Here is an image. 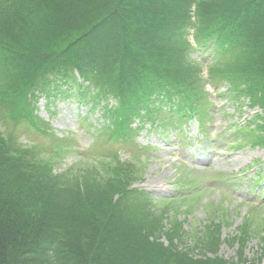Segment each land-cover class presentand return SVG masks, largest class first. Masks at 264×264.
Listing matches in <instances>:
<instances>
[{"label": "trees", "instance_id": "obj_1", "mask_svg": "<svg viewBox=\"0 0 264 264\" xmlns=\"http://www.w3.org/2000/svg\"><path fill=\"white\" fill-rule=\"evenodd\" d=\"M0 1V83L7 80L0 110L32 117L33 92L68 96L62 89L78 85L77 72L85 82L101 77L97 101L112 96L120 104L105 114L115 137L132 132L133 109L152 114L161 98L162 106L177 99L188 110L178 113H194L205 91L181 44L193 30L197 44L213 51L209 78L219 71L235 104L249 100L264 112V0H65L60 10L49 0ZM100 38L105 43L91 57L87 44ZM262 123L256 115L255 129L246 128L247 138L257 132L256 146L264 145ZM11 147L0 132V264H257L242 260L244 246L237 262L219 258L222 234L214 226L192 240L211 256L180 246L183 222L164 226L178 209L162 211L131 188L141 167L108 163V173L72 179L33 158L26 163L21 154L29 153Z\"/></svg>", "mask_w": 264, "mask_h": 264}, {"label": "rangeland", "instance_id": "obj_2", "mask_svg": "<svg viewBox=\"0 0 264 264\" xmlns=\"http://www.w3.org/2000/svg\"><path fill=\"white\" fill-rule=\"evenodd\" d=\"M49 1L60 10L63 6L60 2L65 0ZM182 35L185 38V42H181L185 46L183 50L188 51L193 62H198L199 75L206 77L212 55L208 50L207 54L196 51L191 32ZM102 40L87 44L88 50H92L91 57L98 56V47L105 43ZM113 47L108 50L113 51ZM217 72L215 82L219 86L205 88L201 97L200 108L206 112L202 124L196 120L173 118L165 123L162 111L149 114L156 118L147 116L143 119L140 116L145 112L141 105L133 109L139 113L131 118L141 131L116 134L124 141L112 139L113 127L108 125L103 113L119 109L118 101L109 96L104 111L103 104L97 106L90 100H80L78 92L70 86L65 91L70 93L67 97L60 93L49 94L46 88L33 93L29 99L32 117L0 110V132L11 137L13 150L21 151L22 146L34 149L33 153L21 154L26 163L30 164L32 158L33 163L35 159L54 157L59 165L53 173L72 179L85 175L86 170L91 172L86 161L103 162L109 156L119 154L125 162L138 156L145 168L134 181L133 188L146 194L162 211L168 207L178 209L174 215L167 212L170 219L164 226L169 228L176 220L183 222L187 241L182 240L180 246L202 257L206 252L198 250L192 240L200 233L209 236V229L214 226L220 228L223 235L217 254L219 258L237 262L244 246L242 260L264 264V146H246L245 141L257 138L255 131L249 134L254 137L246 140L237 133L260 111L250 109L249 103L238 106L225 97L229 84ZM95 81L102 79L96 77ZM5 82L7 80L3 78L0 87ZM85 95L87 98L92 96L88 91ZM206 103H209L208 107L204 106ZM47 129L52 133L49 134ZM66 138H73L75 145ZM44 164L42 162L40 166ZM245 230L248 237L243 239ZM161 241L168 243L165 238Z\"/></svg>", "mask_w": 264, "mask_h": 264}]
</instances>
